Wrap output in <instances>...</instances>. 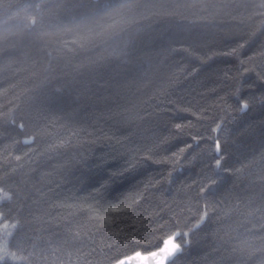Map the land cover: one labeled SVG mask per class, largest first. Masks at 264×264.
<instances>
[{
  "label": "trees",
  "instance_id": "obj_1",
  "mask_svg": "<svg viewBox=\"0 0 264 264\" xmlns=\"http://www.w3.org/2000/svg\"><path fill=\"white\" fill-rule=\"evenodd\" d=\"M36 2L0 0V38L7 29L22 48L0 59V249L21 257L9 264H115L190 229L176 264H252L264 249L261 0H210L232 6L185 13L179 38L140 20L90 53L96 65L76 71L89 62L69 54L50 74L20 44ZM216 138L229 169L220 188Z\"/></svg>",
  "mask_w": 264,
  "mask_h": 264
},
{
  "label": "snow or ice",
  "instance_id": "obj_2",
  "mask_svg": "<svg viewBox=\"0 0 264 264\" xmlns=\"http://www.w3.org/2000/svg\"><path fill=\"white\" fill-rule=\"evenodd\" d=\"M231 6L228 3L218 5L211 3L210 0H38L36 3L26 5V8L34 9L37 16L32 18L29 32L20 44L22 46H34L37 54L46 58L47 67L44 68V72L47 74L57 70L55 64L58 63V59H62L69 54L72 57L83 55L89 63L82 62L75 66L74 70L79 71L81 68H87L98 63V61L91 59L90 53L92 51L98 49L102 44H106L108 40L128 31L140 20L159 18L171 27L169 35L179 38L181 34L191 30L192 22L188 21L185 13L191 10L209 12L218 7L227 8ZM249 6L248 4L244 5V7ZM251 7L258 9L256 15L264 16V0H261L257 5H251ZM204 18L201 17V19ZM185 21H188V23H185ZM141 30L142 26L135 29L136 32ZM20 51H22L21 47L9 44V32L5 29L3 37L0 38V59L14 57ZM53 53L58 55L53 56ZM251 86L252 84L249 85V87ZM69 87H72L70 83L62 85V89ZM60 92L61 89H58L51 94L53 104L62 99ZM248 107L249 105L244 103L242 110ZM19 127L23 129L24 125L20 124ZM219 128L220 125H217V129H214V131ZM29 142L25 141V143ZM212 159L217 170L216 175L221 178V182L218 184V188H220L229 179L226 175L229 169L225 164H222L225 157L219 138L214 140ZM212 184H217V181L213 179ZM205 191L208 194H213L210 187L207 189L206 187L200 188L201 193ZM0 192H3L2 188H0ZM5 198L11 199V196L6 195ZM207 207V204H205V210L197 218L195 228L199 229L208 219ZM0 217H3L2 213H0ZM18 226L19 221L11 225L13 229ZM7 227L8 225L5 224V228ZM260 229L264 230V224L260 225ZM246 231L251 233L250 229H246ZM190 232L191 229L182 232L174 231L158 241L154 246L155 250L149 251L146 248L144 250L146 255L141 251H135L134 257L125 256L118 261V264H131L134 258H141L142 256L149 264L152 261L155 264H176L177 259L183 255L185 247L189 243ZM237 250L243 252L244 249L239 248V246L233 248L234 252ZM256 251L260 252L261 255L256 256L255 252L249 253L247 260L252 261V264H264V249H257ZM18 259H21V257H18L16 252L9 251L6 241L3 249H0V264H9L10 261Z\"/></svg>",
  "mask_w": 264,
  "mask_h": 264
},
{
  "label": "water",
  "instance_id": "obj_3",
  "mask_svg": "<svg viewBox=\"0 0 264 264\" xmlns=\"http://www.w3.org/2000/svg\"><path fill=\"white\" fill-rule=\"evenodd\" d=\"M144 254V253H143ZM146 255V254H145ZM130 256H133L134 257V254L130 255ZM115 264H118V262H116ZM131 264H149V262L147 260H144L143 259V256L141 258H134L132 261H131ZM151 264H155L154 261L151 262Z\"/></svg>",
  "mask_w": 264,
  "mask_h": 264
}]
</instances>
